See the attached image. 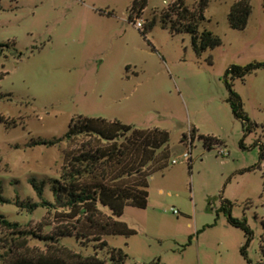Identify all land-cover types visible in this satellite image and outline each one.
I'll return each instance as SVG.
<instances>
[{
    "label": "rangeland",
    "instance_id": "374dc122",
    "mask_svg": "<svg viewBox=\"0 0 264 264\" xmlns=\"http://www.w3.org/2000/svg\"><path fill=\"white\" fill-rule=\"evenodd\" d=\"M133 1L0 0V44L7 45L0 48V184L8 200L0 202V212L24 231L50 232L43 228L47 208L30 211L18 202L42 201L33 178L44 182V197L53 201L50 181L60 175L68 152L88 138L32 144L63 137L72 119L158 128L169 132L168 164L149 179L147 207L125 209L122 220L136 234L106 235L108 246L122 249L128 264H259L264 161L254 144L264 143V68L234 81L244 111L257 124L246 136L227 101L224 78L232 65L264 62L263 0H250L243 30L228 22L238 0H209L199 30L218 35L222 44L201 55L188 33L162 26L161 14L177 0H148L134 16L141 28L129 20ZM184 1L192 9L199 4ZM153 18L156 24L144 36ZM200 135L222 145L208 150ZM260 162V169L250 170ZM225 200L232 216L246 217L254 230L248 260L240 251L244 232L220 211ZM13 231L0 222V264L37 262L48 253L38 239L13 241ZM62 243L111 264L105 250L95 253L73 239Z\"/></svg>",
    "mask_w": 264,
    "mask_h": 264
},
{
    "label": "trees",
    "instance_id": "16d2710c",
    "mask_svg": "<svg viewBox=\"0 0 264 264\" xmlns=\"http://www.w3.org/2000/svg\"><path fill=\"white\" fill-rule=\"evenodd\" d=\"M209 0H199L198 7L190 8L184 0H177L161 14L162 26L172 34L188 33L191 36L192 47L197 55L207 50H213L222 44V40L208 30H199L200 21L206 19L205 11ZM148 0H134L131 6L129 20L134 23V16L139 18L145 11ZM264 7V0H263ZM250 0L236 1L229 12L228 22L232 29L243 30L248 24L251 14ZM156 18L149 22L142 33L145 36L156 24ZM0 44V48L6 47ZM264 68V62L250 63L245 66L232 65L225 74V84L228 89V103L232 112L243 124L245 136L255 131L257 124L253 123L243 109L242 99L233 89L236 79L244 80L248 74ZM2 96H0L1 98ZM8 124L7 119L1 117ZM198 129L193 127L191 139H195ZM88 138L81 145L66 155L65 164L60 175L50 181L53 201L44 197V182L38 184L33 178L32 185L37 190L42 201L40 203H23L20 205L36 210L38 207L48 209L43 228L50 232L24 231L19 224L11 223L0 212V222L14 230L17 238L13 241L38 239L48 248V253L38 256L37 262L23 264H107L95 254L83 256L74 252L65 239H73L84 247H94V252L106 251L111 264H128V255L117 248H110L104 240L106 235L131 236L136 230L122 220L125 209L129 206L145 209L148 205V187L150 177L167 166L169 132L158 128H138L119 121H107L101 118L80 117L72 119L68 132L61 138L53 140L39 139L32 145L53 146L61 141H77L78 138ZM208 150L222 143L211 136H199ZM242 149H247L244 141ZM254 146L260 147V159L264 161V143L258 139ZM262 162L250 170L259 168ZM0 202H8L3 197L0 184ZM220 211L227 215L228 223L244 232L245 241L240 251L248 260L247 250L255 233L248 224L246 217L235 218L231 214V203L223 202ZM263 226H264V222ZM200 231L197 232V234ZM192 237L189 238V243ZM57 250L58 256L54 253ZM261 259L264 264V238L260 245ZM251 264V261H248ZM150 264H158L152 262Z\"/></svg>",
    "mask_w": 264,
    "mask_h": 264
},
{
    "label": "built area",
    "instance_id": "2783aa9c",
    "mask_svg": "<svg viewBox=\"0 0 264 264\" xmlns=\"http://www.w3.org/2000/svg\"><path fill=\"white\" fill-rule=\"evenodd\" d=\"M134 24H135L138 28H141V27L143 26V24L140 23V22H138V23H134ZM223 153H224V152L221 151V154H223ZM185 156L188 157L189 154L187 153V154H185ZM173 163H175V161H174ZM173 212H174V213H177L176 210H173Z\"/></svg>",
    "mask_w": 264,
    "mask_h": 264
}]
</instances>
